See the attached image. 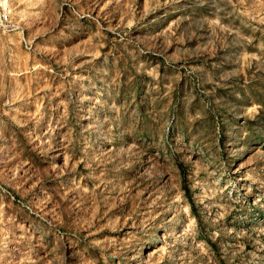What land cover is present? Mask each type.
<instances>
[{"label": "rangeland", "instance_id": "rangeland-1", "mask_svg": "<svg viewBox=\"0 0 264 264\" xmlns=\"http://www.w3.org/2000/svg\"><path fill=\"white\" fill-rule=\"evenodd\" d=\"M9 2L0 264H264V0Z\"/></svg>", "mask_w": 264, "mask_h": 264}, {"label": "built area", "instance_id": "built-area-1", "mask_svg": "<svg viewBox=\"0 0 264 264\" xmlns=\"http://www.w3.org/2000/svg\"><path fill=\"white\" fill-rule=\"evenodd\" d=\"M11 11L12 8L9 0H0V29L4 32H10L17 28L12 20ZM0 191L4 193L5 189L0 187ZM7 194L11 199H15L9 192Z\"/></svg>", "mask_w": 264, "mask_h": 264}]
</instances>
